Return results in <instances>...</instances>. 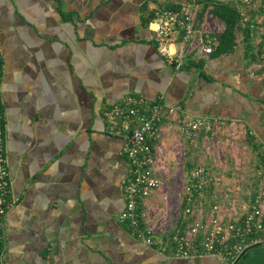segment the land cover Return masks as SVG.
Returning <instances> with one entry per match:
<instances>
[{"label": "crops", "instance_id": "obj_1", "mask_svg": "<svg viewBox=\"0 0 264 264\" xmlns=\"http://www.w3.org/2000/svg\"><path fill=\"white\" fill-rule=\"evenodd\" d=\"M219 1L0 0V94L14 200L2 219L6 264H224L215 255L178 256L167 236L149 246L120 219L132 166L127 138L111 134L105 116L127 95L163 101L177 108L165 129L202 119L196 139L217 132L226 141L249 140L263 156L264 0L240 4L232 53L199 61L203 54L192 52L177 69L159 52L151 14ZM177 41L180 48L182 35ZM240 191L232 204L253 190L238 198Z\"/></svg>", "mask_w": 264, "mask_h": 264}, {"label": "built area", "instance_id": "obj_2", "mask_svg": "<svg viewBox=\"0 0 264 264\" xmlns=\"http://www.w3.org/2000/svg\"><path fill=\"white\" fill-rule=\"evenodd\" d=\"M251 3L256 0H241ZM199 5L182 6L179 9H158L153 23L157 26L159 52L167 62L177 69L184 64L185 55L201 50L210 56L213 46L203 45L202 32L219 33L221 22L209 12L202 29L197 28ZM210 19L218 23L216 30L209 24ZM178 35H182V46L177 48ZM2 56L0 54V76ZM177 108L168 107L163 101L150 102L133 95L123 97L118 103L105 111L111 134L123 133L127 138L124 152L130 159L132 176L125 182L127 208L120 219L128 221L134 231L149 246L157 245L162 236H167L176 255L192 258L201 255H215L224 264H232L250 245L264 240V154L257 166V185L248 193V200L231 203L230 190L213 194L209 200L208 188L221 184L211 175L209 167L199 165L188 172L181 212L176 224L164 229L159 219L166 212L154 211L161 206H169L175 186L167 182V172L171 165L167 159L163 123L176 114ZM175 122V121H174ZM204 120H193L181 125L182 134L194 141ZM173 123L169 126L172 127ZM174 154L178 155L181 143H174ZM210 152V146L207 147ZM172 157V155H171ZM182 157V156H181ZM178 158V156H177ZM179 159V158H178ZM11 175L8 167L5 144L4 114L0 94V264L5 261V229L2 219L7 209L14 205L10 197ZM240 189L236 187V190ZM207 203L209 206L206 207ZM142 210L139 211V208ZM230 205V206H229ZM170 210V207H168ZM159 214L154 222V214ZM157 219V218H156ZM172 234V235H171Z\"/></svg>", "mask_w": 264, "mask_h": 264}, {"label": "rangeland", "instance_id": "obj_3", "mask_svg": "<svg viewBox=\"0 0 264 264\" xmlns=\"http://www.w3.org/2000/svg\"><path fill=\"white\" fill-rule=\"evenodd\" d=\"M209 24L215 27L214 30H216L218 23L215 19H210ZM174 123L170 128L167 126L168 129L165 131L164 138L167 151V159L165 161L171 165L172 169V171L169 169V172H167V182L173 184L175 189L173 190L169 206L161 203V206L154 210L156 212H162L164 210L166 217L159 219L160 215L157 213L154 214L153 219L154 222H157L159 219V225H163L164 229H168L169 226L173 228L176 224L178 225L175 219L181 212V205L183 203L182 192L188 182L187 174L195 166L202 163L208 165V167L210 163L215 166L216 164L220 166L218 169L217 167H209L211 175L218 178L221 182L219 186H214L213 184L208 188L209 200H211V195H216V192H214L215 188L222 189L223 187L224 189L229 188L233 196H235V193L232 192L236 191L234 187H241L240 193L236 196L242 198L241 194L243 195L249 190H254L257 185L256 172L260 161V157L257 156V152L254 151V146L249 140L240 141L231 139L230 141H226L221 137L220 133L216 132L214 138L211 139L210 136L208 141L195 139L190 142L182 134L181 126L178 123ZM174 142L181 143L182 145L180 149L181 153L178 155L174 154ZM208 146H210L209 153L207 151ZM244 186L245 188H243ZM212 187H214V191L210 192ZM208 206L209 203H207L206 207ZM168 207H170V210Z\"/></svg>", "mask_w": 264, "mask_h": 264}, {"label": "trees", "instance_id": "obj_4", "mask_svg": "<svg viewBox=\"0 0 264 264\" xmlns=\"http://www.w3.org/2000/svg\"><path fill=\"white\" fill-rule=\"evenodd\" d=\"M244 3L241 0H224L210 4L206 3L200 10L197 18V28L202 29L205 23L206 13L209 12L214 18L218 19L222 24V31L219 33H211L208 31L202 32L203 45H212L214 50L210 54L219 56L232 53L237 47V29L241 20L240 4ZM246 4V3H245ZM181 8V7H179ZM150 19H154L155 14H151ZM202 53L201 50L194 52ZM195 54V53H194ZM205 56H199V61H202ZM185 63L181 68H183ZM180 69V68H179ZM232 264H264V243L258 242L246 248L245 253L238 261Z\"/></svg>", "mask_w": 264, "mask_h": 264}, {"label": "water", "instance_id": "obj_5", "mask_svg": "<svg viewBox=\"0 0 264 264\" xmlns=\"http://www.w3.org/2000/svg\"><path fill=\"white\" fill-rule=\"evenodd\" d=\"M261 243H264V240L261 241ZM245 251H246V249L238 256V258L235 260V262L240 259V257L245 253Z\"/></svg>", "mask_w": 264, "mask_h": 264}]
</instances>
